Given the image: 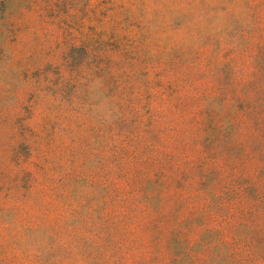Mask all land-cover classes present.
I'll list each match as a JSON object with an SVG mask.
<instances>
[{"label": "rangeland", "instance_id": "obj_1", "mask_svg": "<svg viewBox=\"0 0 264 264\" xmlns=\"http://www.w3.org/2000/svg\"><path fill=\"white\" fill-rule=\"evenodd\" d=\"M0 264H264V0H0Z\"/></svg>", "mask_w": 264, "mask_h": 264}]
</instances>
